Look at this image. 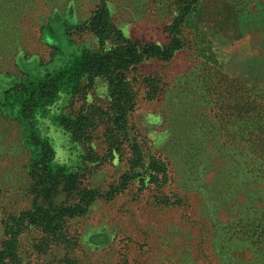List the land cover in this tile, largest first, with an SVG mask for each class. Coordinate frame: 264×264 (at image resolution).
Returning <instances> with one entry per match:
<instances>
[{
    "label": "trees",
    "instance_id": "trees-1",
    "mask_svg": "<svg viewBox=\"0 0 264 264\" xmlns=\"http://www.w3.org/2000/svg\"><path fill=\"white\" fill-rule=\"evenodd\" d=\"M198 1L168 4L172 17L164 26L167 40L155 42L127 36L112 17L107 0H98L84 24L98 38L97 48L18 89L5 88L0 80V95L18 97V118L29 124L39 108L53 102L64 88L72 101H81L56 119L80 150L76 164L57 161L50 143L36 135L27 141L35 155L25 164L26 202L3 208L0 264H28L31 257L34 264H79L82 258L77 252L84 243L76 224L98 201H111L135 187L150 191L156 205H183L184 197L169 187L176 176L171 163L179 183L187 187L196 182L200 188L195 191L206 194L202 206L214 227L212 247L219 264H264V85L239 80L233 84L224 78L207 91L203 86L213 85L212 76L210 82L199 83L204 93L199 89L194 95L175 96L171 121L182 133L173 160L147 150L134 130L132 115L139 93L157 99L168 84L157 74L140 75L139 65L150 59L169 61L184 48L181 28ZM250 1L233 0V4L241 10L238 6ZM100 85L106 97L98 95ZM211 91L219 92L221 104L209 100ZM203 98L209 100L208 107L213 102L209 111L217 119V139L208 134L213 121L199 122L195 117L203 112L199 106ZM97 140L103 143L102 150ZM116 158L125 162L123 172L105 188L93 182V172ZM209 173L214 189L208 196ZM109 237L101 231L90 234L88 241L100 246L108 244ZM126 239L120 241L121 249L128 247ZM241 249H248L251 257L239 256ZM186 253L187 263H193L189 249Z\"/></svg>",
    "mask_w": 264,
    "mask_h": 264
},
{
    "label": "rangeland",
    "instance_id": "rangeland-1",
    "mask_svg": "<svg viewBox=\"0 0 264 264\" xmlns=\"http://www.w3.org/2000/svg\"><path fill=\"white\" fill-rule=\"evenodd\" d=\"M174 1L107 0V3L116 24L127 36L165 42L164 26L172 17L168 4ZM97 4L98 0H0V80L5 83L1 85L24 87L29 79L56 73L85 50L97 48L98 38L84 25ZM235 7L233 0H199L181 28L184 48L169 61L150 59L139 65L140 75L157 74L168 83L165 93L157 99L148 100L141 91L132 115L134 130L151 153L172 160L179 154L177 141L182 131L171 121V103L175 96L194 95L199 89L204 93L199 83L210 82L212 76L214 81L210 84L213 85L203 86L206 90H213L224 78L233 84L239 80L264 85V0H251L238 6L241 10ZM109 44L105 42V46ZM97 91L99 96L106 97L102 85ZM209 94V100L222 103L219 92ZM4 98L1 94L0 221L3 208H16L26 202L23 198L25 164L35 155L27 142L31 136L48 141L59 162L76 164L80 153L68 132L56 121L63 111L81 104L77 99L71 100L67 88L49 105L39 108L30 124L18 118L19 98ZM201 100L199 103L204 100V104L198 105L203 112L195 117L199 122L212 120L208 134L217 139V119L209 111L213 102L208 107L209 100ZM97 143L102 150L103 143L100 140ZM125 166L118 158L106 162L93 172L92 181L105 188ZM171 168L176 176L169 187L184 197L183 205H156L150 191H137V187L111 201H98L88 216L76 224L84 243V248L77 252L82 258L79 264H125L126 260L128 264H188L187 249L194 258L191 264H219L212 247L214 227L207 209L202 206L206 194L195 191L200 188L196 182L187 187L179 183L172 163ZM208 177L209 196L213 193L214 180L210 173ZM101 231L110 236L108 244H91L90 234ZM1 235L0 222V242ZM124 238H129V245L121 249L120 241ZM237 254L242 258L251 257L248 249H241ZM28 260V264L35 263L34 257Z\"/></svg>",
    "mask_w": 264,
    "mask_h": 264
}]
</instances>
